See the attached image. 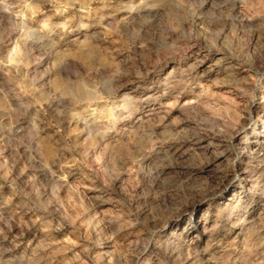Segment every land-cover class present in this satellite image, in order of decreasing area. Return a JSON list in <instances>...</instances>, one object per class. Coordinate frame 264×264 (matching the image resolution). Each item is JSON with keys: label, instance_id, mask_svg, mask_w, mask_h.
Returning <instances> with one entry per match:
<instances>
[{"label": "clouds", "instance_id": "1", "mask_svg": "<svg viewBox=\"0 0 264 264\" xmlns=\"http://www.w3.org/2000/svg\"><path fill=\"white\" fill-rule=\"evenodd\" d=\"M0 264H264V0H0Z\"/></svg>", "mask_w": 264, "mask_h": 264}]
</instances>
